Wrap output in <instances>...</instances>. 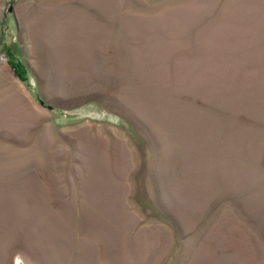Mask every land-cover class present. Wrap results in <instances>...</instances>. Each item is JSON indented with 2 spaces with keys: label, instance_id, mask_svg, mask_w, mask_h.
<instances>
[{
  "label": "rangeland",
  "instance_id": "374dc122",
  "mask_svg": "<svg viewBox=\"0 0 264 264\" xmlns=\"http://www.w3.org/2000/svg\"><path fill=\"white\" fill-rule=\"evenodd\" d=\"M110 1L0 0V264H264V0Z\"/></svg>",
  "mask_w": 264,
  "mask_h": 264
},
{
  "label": "crops",
  "instance_id": "0c3cea01",
  "mask_svg": "<svg viewBox=\"0 0 264 264\" xmlns=\"http://www.w3.org/2000/svg\"><path fill=\"white\" fill-rule=\"evenodd\" d=\"M41 2H44V1H49V0H40ZM95 2H96V6H97V8H99L98 7V5L97 4H99V3H101V1L102 0H94ZM109 1V0H108ZM110 2H113V0H111ZM30 6H32L33 7V5H30ZM56 7V6H55ZM49 8L45 5L44 6V4H43V6L41 5L40 7L39 6H37V7H33L32 9H29V11L28 10H26L25 11V14H28V13H31L32 12V14H34V19L32 20L33 21V23H35V24H37L38 26H41V22L40 21H42V18H40V19H38L39 17V14H41V13H45L47 10H48ZM10 10V12L12 11V9L10 8L9 9ZM14 10V9H13ZM13 13H15V11H12ZM16 14V13H15ZM35 21V22H34ZM21 31L23 32V34H24V40H25V43H26V48L24 47V49H25V52H26V56L28 57V59L29 60H31L32 62H36V63H38V61H37V58H36V56L34 55V53H32V50H33V47H32V42H31V39H30V36H29V34H28V31L26 30V29H21ZM30 61V62H31ZM32 64V63H31ZM34 66V65H33ZM33 69H34V67H33ZM38 70V69H37ZM34 71L36 72V70L34 69ZM19 82V79L14 75V73H13V71H12V69H11V66L9 65V62H7V63H5V64H1L0 63V92H1V90L2 91H4L6 94H7V96H5V94L4 95H2L1 94V96L2 97H10L11 95H9L8 96V94H11L12 93V91L14 90V91H16L17 92V90H19L20 88H22L21 87V85H20V82ZM10 84V85H9ZM12 86V87H11ZM13 91V92H14ZM21 92L22 91H24V90H20ZM12 97V96H11ZM14 98L16 97V95H14L13 96ZM32 236V235H31ZM34 237V236H33ZM30 238V237H29ZM28 238V239H29ZM75 249L74 248H69V246H68V244H67V253H66V256H65V260L69 263V264H71L72 263V258L74 257V255H75ZM68 255V256H67ZM38 257H39V260L41 261V264H52L53 263V259H52V257H50V255H49V257H45L44 255H40V254H38ZM72 257V258H71ZM16 258H18V260H20L23 264H28L27 262L28 261H31V259L33 258V261H35L36 260V257H35V255L33 254V257H28V261L27 260H25L24 258H23V256H21V255H17V256H15L14 258H13V261L16 259ZM32 261V262H33Z\"/></svg>",
  "mask_w": 264,
  "mask_h": 264
},
{
  "label": "trees",
  "instance_id": "16d2710c",
  "mask_svg": "<svg viewBox=\"0 0 264 264\" xmlns=\"http://www.w3.org/2000/svg\"><path fill=\"white\" fill-rule=\"evenodd\" d=\"M9 65L11 66V69H12L14 75H15L18 79H20V80H25V79H24V74H25V72H24V70H23V68H22L21 65H19L18 63H13L12 61H9Z\"/></svg>",
  "mask_w": 264,
  "mask_h": 264
},
{
  "label": "built area",
  "instance_id": "2783aa9c",
  "mask_svg": "<svg viewBox=\"0 0 264 264\" xmlns=\"http://www.w3.org/2000/svg\"><path fill=\"white\" fill-rule=\"evenodd\" d=\"M2 60L4 59V58H1Z\"/></svg>",
  "mask_w": 264,
  "mask_h": 264
}]
</instances>
